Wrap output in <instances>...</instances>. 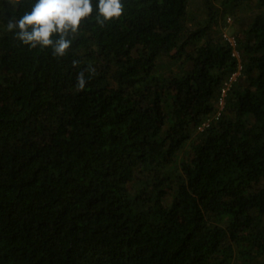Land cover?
I'll list each match as a JSON object with an SVG mask.
<instances>
[{
    "label": "trees",
    "instance_id": "trees-1",
    "mask_svg": "<svg viewBox=\"0 0 264 264\" xmlns=\"http://www.w3.org/2000/svg\"><path fill=\"white\" fill-rule=\"evenodd\" d=\"M35 2L0 0V264H264V0H123L63 58L6 30Z\"/></svg>",
    "mask_w": 264,
    "mask_h": 264
},
{
    "label": "clouds",
    "instance_id": "clouds-1",
    "mask_svg": "<svg viewBox=\"0 0 264 264\" xmlns=\"http://www.w3.org/2000/svg\"><path fill=\"white\" fill-rule=\"evenodd\" d=\"M6 5L19 9L23 0H6ZM123 0H36L30 11L18 19L10 17L6 30L29 49H51L56 58L67 56L81 26L93 18L103 27L124 15ZM73 60V67L78 65ZM85 70L77 75V88L83 90L86 84ZM95 73V69H91Z\"/></svg>",
    "mask_w": 264,
    "mask_h": 264
},
{
    "label": "built area",
    "instance_id": "built-area-1",
    "mask_svg": "<svg viewBox=\"0 0 264 264\" xmlns=\"http://www.w3.org/2000/svg\"><path fill=\"white\" fill-rule=\"evenodd\" d=\"M228 21H231L229 19ZM224 38L225 40L230 44V46L233 48V56L239 61L238 64V71L233 73L232 76L224 83L223 88L221 90V98L219 101V114L223 110V107L225 105V97L227 95V92L230 90L232 87L233 82H235L240 75V71L242 70V65H241V60H240V53L237 50V40L235 39L234 36H231L228 32L224 33ZM208 124H204L200 129L203 130L205 127H207Z\"/></svg>",
    "mask_w": 264,
    "mask_h": 264
},
{
    "label": "rangeland",
    "instance_id": "rangeland-1",
    "mask_svg": "<svg viewBox=\"0 0 264 264\" xmlns=\"http://www.w3.org/2000/svg\"><path fill=\"white\" fill-rule=\"evenodd\" d=\"M194 7H196V6H194ZM230 19H231V18H230ZM228 23H233L232 19H231V21H228Z\"/></svg>",
    "mask_w": 264,
    "mask_h": 264
}]
</instances>
